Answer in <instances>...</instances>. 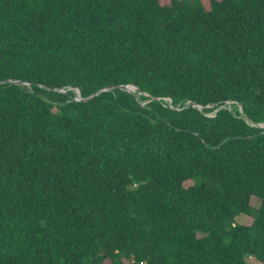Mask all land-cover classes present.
<instances>
[{"label":"trees","instance_id":"16d2710c","mask_svg":"<svg viewBox=\"0 0 264 264\" xmlns=\"http://www.w3.org/2000/svg\"><path fill=\"white\" fill-rule=\"evenodd\" d=\"M249 256L264 0H0V264Z\"/></svg>","mask_w":264,"mask_h":264},{"label":"rangeland","instance_id":"374dc122","mask_svg":"<svg viewBox=\"0 0 264 264\" xmlns=\"http://www.w3.org/2000/svg\"><path fill=\"white\" fill-rule=\"evenodd\" d=\"M190 183H191L190 181H186V182H184V185H188V184H190ZM250 203H251L252 205L255 206V205L258 204V201H257V199L251 197V198H250ZM244 220H245V218H243L242 215H238V216H236V221H237V222H241V221H244ZM246 260H247V262H248L249 264H260L256 259H254V258L251 257V256L247 257Z\"/></svg>","mask_w":264,"mask_h":264},{"label":"water","instance_id":"95a60500","mask_svg":"<svg viewBox=\"0 0 264 264\" xmlns=\"http://www.w3.org/2000/svg\"><path fill=\"white\" fill-rule=\"evenodd\" d=\"M119 87H123V86H119ZM125 88H128L130 90H132L134 88V86L130 85V86H124ZM77 92V91H76ZM97 92V91H96ZM96 92H94L93 94H91L89 97H91L92 95H94ZM258 126H262V124H258Z\"/></svg>","mask_w":264,"mask_h":264}]
</instances>
